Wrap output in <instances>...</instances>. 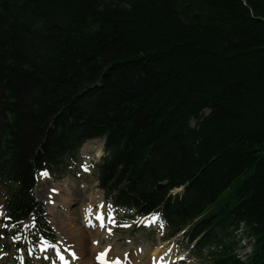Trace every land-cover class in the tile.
<instances>
[{
	"label": "trees",
	"instance_id": "trees-1",
	"mask_svg": "<svg viewBox=\"0 0 264 264\" xmlns=\"http://www.w3.org/2000/svg\"><path fill=\"white\" fill-rule=\"evenodd\" d=\"M102 137L115 205L208 264H264V0H0L4 223L44 227L38 171Z\"/></svg>",
	"mask_w": 264,
	"mask_h": 264
},
{
	"label": "rangeland",
	"instance_id": "rangeland-1",
	"mask_svg": "<svg viewBox=\"0 0 264 264\" xmlns=\"http://www.w3.org/2000/svg\"><path fill=\"white\" fill-rule=\"evenodd\" d=\"M93 147L95 148H99L100 149V154H101V140L97 139L95 141H93L92 144ZM86 160H90V161H85L84 157ZM99 154V155H100ZM103 154V151H102ZM99 155H95L91 158H86V154H84V152H82V150L78 152V157H76L77 163L75 165V168L72 169L71 171L65 172L62 175H53V176H49L47 178H42V176H40L34 186L33 189V193H34V197L35 199H37L38 202H42L43 206H44V211H45V219L48 221L49 226L52 225V227L55 229V232L57 233V237L58 239H62L61 242H63V244L65 243H72L69 242L68 237L66 236L65 232H61V234H59V231L57 230V224L55 222H53L52 218H53V213H51V211H49V204L47 202V188L52 185L53 183L56 182H62L64 181V179H73L76 182V187L75 190H77V194L78 196L76 197V200L72 201L69 205V207H64L62 205H56L55 206V211H54V215L55 217H60L61 219H67L68 217L74 218V220L78 223L79 226L82 227L83 231H85V236H86V242L85 243H89L90 240L94 239V241L96 240V238L98 239V237H96L94 235V233L89 232L88 228L85 226V223L83 221L82 218V212L81 211V207L83 205H85L89 200H90V196H92L93 194H95V191L98 190L97 189V182H96V163L99 160ZM86 166V168H84L83 166ZM16 186L15 182L12 179H7L5 181V190L7 192H11L13 190V188ZM101 192V191H100ZM102 193V192H101ZM228 191H226L225 193H223V195L221 196V198H225L226 199V195H227ZM62 195V193H61ZM103 197V196H102ZM103 200V198H102ZM1 202L2 199L0 197V214H1ZM104 204V202H103ZM69 208L70 210H74V208H76V214L72 215L69 212ZM107 208V207H106ZM78 210V212H77ZM69 214V215H68ZM104 215V214H103ZM122 213H118L117 216L116 214H114L113 220L115 222V225L111 227V232L109 233L108 236L107 232H108V226L112 225L113 223L107 219L105 224H107V228L105 230H103V234L105 235H101L100 236V242H101V246L100 249L102 247L107 248L111 246V251L118 253V254H127L129 253L130 250H135L138 251L141 248H143L144 246H148L149 249V253L152 250H157L159 249L160 252L163 251V256L165 255V251H169L167 252L168 257H166L165 261L162 264H168L169 262H177V259L175 258H179L181 260L178 261V263L176 264H208V262L200 255L198 254V252L192 247V244L189 243L188 239L182 235L181 233L178 234L177 236L171 238V239H167V240H163L164 237L163 236V231H157L156 233H154V231L152 230V228L154 227H145V229L141 228L139 230H133L132 229V224H130L129 227H121L119 225V223L121 222L120 217H121ZM80 217V218H79ZM104 218V216H103ZM109 218V217H108ZM50 221V222H49ZM65 221V220H64ZM83 223V224H82ZM146 225L148 224V221L145 220L144 222ZM102 233V231H99ZM239 233L242 232V229H239L238 231ZM88 233V234H87ZM241 236V235H240ZM65 238V239H64ZM67 240V241H66ZM82 241V240H81ZM40 242H43V240H40ZM166 242L167 245L173 243L174 245V253L173 252V246H169L168 248H165V243ZM163 243V244H162ZM0 246H1V250H0V254L2 255L1 257V263L0 264H19L21 261L24 260V262L26 264H52L53 262L51 261V256L48 260L45 259V256H43V252L44 251H40V250H33V248L30 249V251L26 252V253H22V252H18L16 251V249H14V247H12V245L9 244V239L3 237L2 235H0ZM7 246V247H6ZM73 246V250L74 251H69L70 254H73V259L74 262H72V264H80L82 262V260H84L85 258L89 259V263L90 264H96L94 261L95 259L98 260V258H93L94 255L93 254H89L86 249L85 246L82 247L83 252L81 254H77L76 255V250L74 249V244ZM116 247L117 250L115 249ZM248 249V248H247ZM123 251V252H122ZM110 252V251H109ZM98 253V251H97ZM202 254H205L204 252ZM96 257H99V255H97ZM172 257V258H171ZM144 258V257H143ZM171 259H174L173 261H171ZM129 262H131L128 259ZM146 261H147V256H146ZM98 263V262H97ZM67 264H71V260L68 261ZM132 264V262H131ZM151 264V263H150Z\"/></svg>",
	"mask_w": 264,
	"mask_h": 264
},
{
	"label": "bare ground",
	"instance_id": "bare-ground-1",
	"mask_svg": "<svg viewBox=\"0 0 264 264\" xmlns=\"http://www.w3.org/2000/svg\"><path fill=\"white\" fill-rule=\"evenodd\" d=\"M93 141L95 140L86 142L81 148L82 152L86 154V158L88 159L95 155L100 154V149L92 146ZM75 187H76V182L73 179H64V181L62 182L53 183L47 188L48 196L46 199H47V202L49 201L48 202L49 211L53 213L52 220L53 222L57 224V230L59 231V234H61V232L63 231L65 232L66 236L69 239L68 241L72 242L75 245L74 249L76 250V255L78 253L81 254L83 252L82 247L85 246V249L89 251L88 253L94 255L93 258H98V260H96L98 264H103L105 261H109V264H131V262L132 264H150V263L151 264H162L166 260L165 258L168 257L166 255H167V252L169 251H165L166 253L164 256H163V251L160 252L159 249L152 250L149 253L148 246H144L138 251L130 250L126 256H123L122 254H118L119 252L118 253L109 252L108 250L107 252L103 251L99 253L100 252V247H99L100 246V236L105 235L103 234V230L107 228V224H105L107 222L103 218L104 204L102 200V193H101L102 191L99 189L96 190L95 194L90 196L91 197L90 200L81 207V211H83L82 218L89 232L94 233L96 237L100 235L98 239L96 238L95 241L94 239H92L89 241L88 244L85 243L86 233L85 231H83L82 227L78 225V223L74 220V218H71L72 216L68 217L67 219H61L60 217H57V216L55 217L54 215V211H55L54 208L56 205H62L64 207H69L70 203L76 200V197L78 196V194H77V190H75ZM75 210L76 208H74V210H70L69 208L68 213L74 215L76 214ZM99 231H102V233ZM62 239L59 238L58 240L62 241ZM117 248L118 247H116L115 249L117 250ZM99 254L100 256L96 257ZM102 254L106 256L107 258H104ZM146 256H147V261H146ZM128 259L131 262H129ZM88 260L89 259L85 258L84 260H82L80 264H90Z\"/></svg>",
	"mask_w": 264,
	"mask_h": 264
},
{
	"label": "snow or ice",
	"instance_id": "snow-or-ice-1",
	"mask_svg": "<svg viewBox=\"0 0 264 264\" xmlns=\"http://www.w3.org/2000/svg\"><path fill=\"white\" fill-rule=\"evenodd\" d=\"M43 174H44V175H47V172H44ZM60 259H61V260H64V257L61 256ZM65 264H67V261H65Z\"/></svg>",
	"mask_w": 264,
	"mask_h": 264
}]
</instances>
